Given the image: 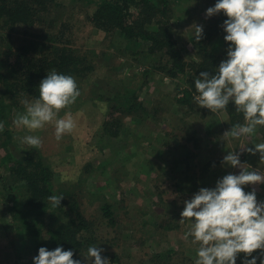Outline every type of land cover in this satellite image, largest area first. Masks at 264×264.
Here are the masks:
<instances>
[{"label":"rangeland","instance_id":"374dc122","mask_svg":"<svg viewBox=\"0 0 264 264\" xmlns=\"http://www.w3.org/2000/svg\"><path fill=\"white\" fill-rule=\"evenodd\" d=\"M86 1L56 0L34 25L19 24L13 31L0 30V42H11L13 46L26 43L33 35L44 41H47L44 35H51L58 43L71 45L87 55L94 65V70L78 81L80 95L75 102L59 113L62 117L66 111L71 112L76 123L73 131L57 140L54 124L49 123L31 133L42 138V146L36 148L21 143L22 137L29 133L12 121L11 153L18 156L30 149L40 151L54 172L56 191H76L81 209L94 223L96 245L105 250L102 255L111 264H161L153 260L154 256L168 251L172 264H195L198 244L186 235L191 225L180 222L183 202L201 187H214L224 175L239 173V168L222 166L223 156L230 150L240 152L241 161L252 168H264L259 153L252 155L246 150L254 148L252 143L264 142V128L242 141H225L223 133L232 126L228 111L235 110L234 103L230 102L232 105L221 115L198 106L194 100L181 103L196 68L173 78L160 72L155 66L160 63L151 61L149 40L131 41L119 32L107 34L98 29L91 21L96 6ZM171 1L166 21L186 63L198 65L204 54L207 58L226 59L229 42L224 40L222 25L227 17L222 12L206 16V9L214 6L216 0ZM141 8V5L131 8L130 21ZM194 23L211 33L203 34L200 40L207 53L194 39L190 28ZM9 33L11 38L6 40ZM132 91L141 102L139 113L127 116L112 113L110 108L115 99ZM107 121L114 123L112 129L118 130L117 135L105 129ZM5 154L1 148L0 159ZM207 161H212L208 184L191 193L187 188L181 190L182 182L178 179ZM187 165L191 168L185 173ZM8 167L0 165V176L8 172ZM253 187L258 200L264 201V184L245 186V191ZM10 191L0 184V264H29L34 235L15 215L11 207L14 194ZM103 203L111 205L115 226L104 217L100 208ZM109 252L116 253L118 260H112ZM259 253L256 250L252 255ZM86 255L87 252L83 264H89ZM244 255L239 254L237 264H241Z\"/></svg>","mask_w":264,"mask_h":264},{"label":"trees","instance_id":"16d2710c","mask_svg":"<svg viewBox=\"0 0 264 264\" xmlns=\"http://www.w3.org/2000/svg\"><path fill=\"white\" fill-rule=\"evenodd\" d=\"M55 1L0 0V30L13 31L19 24L34 25L45 12L50 10ZM86 2L96 6L91 15V21L98 29L107 34L119 32L131 41L149 40L151 61L160 63L158 66L154 64L160 72L173 78L183 73L185 75L196 68V73H192L189 77L192 80L190 79V86L184 89V96L180 98L181 103L192 102L195 94L194 77L205 70L214 74L212 70L225 58L216 56L207 58L204 54V60L200 64H192L193 67L186 63L183 55L176 48V41L172 35L173 29L166 21L171 0H87ZM136 5H141L142 8L139 9L138 16L130 21L131 8ZM209 34L211 33L207 29L204 35ZM34 36L27 39L26 43L16 46H13L11 42L7 44L0 42V121L4 123V130L0 132V149L3 148L6 152L0 159V165L10 166L8 172L3 174V177L0 176V184L14 194V203L11 207L15 215L21 218L35 237H31L33 253L29 264H33V257L38 255V249L42 246L49 250L57 246H63L65 250L72 249L73 258L82 260L88 247L96 245L97 242L94 223L81 209L76 191H56L54 172L40 151L30 149L24 154L12 155L13 136L10 135V126L16 113L24 109L21 101L33 100L39 96V84L47 72L55 69L72 75L78 83L94 70V65L87 55L77 52V49L71 45L58 43L59 41L51 35L43 36L47 41L40 37L39 40ZM10 38L9 33L6 40ZM201 41L198 46L207 53V49L202 48ZM121 95L111 105L112 113L119 112L126 116L139 113L137 109L141 102L138 101L136 92L123 94L124 101L121 100ZM229 105L232 104L229 103ZM235 111L236 108L235 110L230 108L228 111L231 124L242 123L243 116H238ZM115 120L120 121L117 118ZM112 124L114 123L107 121L105 129L115 136L118 130L112 129ZM14 145L20 147L19 144ZM211 162L197 164L198 169L192 168L190 174L183 179H178L182 182L181 190L187 188V192L191 193L197 191L200 185L208 184L207 176L211 170ZM186 167L188 169L184 170L185 173L191 168L188 165ZM50 195H63L61 206L53 208L47 200ZM100 208L111 226H115L116 217L111 205L103 203ZM44 231H47L46 234L43 233ZM169 252L157 253L153 260L156 263L172 264ZM108 254L112 256V260H118L116 253Z\"/></svg>","mask_w":264,"mask_h":264},{"label":"clouds","instance_id":"9594fccd","mask_svg":"<svg viewBox=\"0 0 264 264\" xmlns=\"http://www.w3.org/2000/svg\"><path fill=\"white\" fill-rule=\"evenodd\" d=\"M221 12L227 17L222 25L224 40L229 42L226 59L214 74L205 70L194 77L193 100L216 115L226 112L229 103H234L243 122L232 124L223 137L225 141H242L264 128V0H216L214 6L206 9V16ZM190 28L194 39L200 41L203 26L194 23ZM79 95L74 76L55 69L47 72L39 84V96L22 100L24 111L16 113L13 120L17 128L29 133L21 143L42 146V138L31 133L49 123L54 124L57 140L72 132L76 123L71 112L66 111L62 117L59 113ZM3 130L4 123L0 121V132ZM252 144L254 148L246 150L252 155L259 153L260 164H264V142ZM240 155L237 150H230L221 162L222 166L239 168L238 174L224 175L214 187H201L183 202L180 222L191 225L186 235L198 244L195 264H237L240 253L245 254L241 264H257L258 260L264 264V201L258 200L255 187L245 191V186L264 184V168H252L241 161ZM63 198L50 195L47 200L55 208L61 206ZM256 250H260L259 255H252ZM104 251L98 245H90L85 257L89 264H111L102 255ZM73 256L74 251L63 246L52 250L42 246L33 257V264H83Z\"/></svg>","mask_w":264,"mask_h":264}]
</instances>
